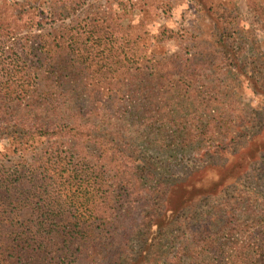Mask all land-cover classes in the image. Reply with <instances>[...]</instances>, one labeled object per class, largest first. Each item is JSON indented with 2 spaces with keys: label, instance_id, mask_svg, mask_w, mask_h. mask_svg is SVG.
<instances>
[{
  "label": "trees",
  "instance_id": "trees-1",
  "mask_svg": "<svg viewBox=\"0 0 264 264\" xmlns=\"http://www.w3.org/2000/svg\"><path fill=\"white\" fill-rule=\"evenodd\" d=\"M263 3L248 0L259 17ZM195 4L210 33L165 61L138 57L125 74L122 15L18 35L32 4L24 14L0 0V136L19 155L0 163V264H264V213L251 216L259 194L230 193L245 175L259 180L247 173L264 160V109L227 82L247 50L244 21L223 2ZM126 126L153 136L134 141ZM137 145L168 161L191 151L199 167L174 179Z\"/></svg>",
  "mask_w": 264,
  "mask_h": 264
},
{
  "label": "rangeland",
  "instance_id": "rangeland-1",
  "mask_svg": "<svg viewBox=\"0 0 264 264\" xmlns=\"http://www.w3.org/2000/svg\"><path fill=\"white\" fill-rule=\"evenodd\" d=\"M79 1L80 6H78L77 0L66 4L61 3L60 0H29L32 5H29L30 9L26 10L30 12L29 17L32 16L34 21H30L29 18L23 23V26L16 22L20 24L18 27L21 26L17 30L18 35L27 34L32 30L34 32L43 31L47 35L54 33L55 30H58L59 33L66 26H71L74 23L81 22L84 24L83 20L85 21L91 13L98 10H103L106 13L111 12L115 16L120 14L123 16L119 24L122 29L115 33V37L116 42L118 44L124 43L125 47L123 54L117 56L116 61L119 72L126 74L130 72L131 65L138 57L165 61L177 52L188 51L190 48L187 47L198 42V38H204L205 34L207 36L210 33V26H212L205 17L195 10L196 0ZM217 2H223L226 7L236 9L244 21L243 25H240L242 27L240 36L246 39L241 42L244 49L247 50L240 56V64L232 70L231 76L227 77V82L234 86L235 94L240 97L243 103H249L264 109V93L261 94L252 89L250 79L255 80V78L249 77L255 71V67L256 70L264 73V55L259 48L264 49V17H259V14L250 9L248 0H217ZM1 3L9 6L19 4V7L23 9L22 13L25 14L26 10L24 11V8L28 5V0H1ZM51 5L56 8L55 13H51L54 8H51ZM261 5L264 8V3ZM7 12L8 15L16 13L12 9ZM36 12L39 14V21L43 19L40 30L37 28ZM16 23L13 21L12 25L16 27ZM167 36H169L168 39H166ZM131 38L133 39L130 40ZM253 39L257 41L256 44H252L253 41L251 40ZM210 73L212 72L205 71L201 79L210 81L212 79V76H209ZM200 84L201 82L197 81V85ZM242 112L240 108L236 111L239 114H242ZM98 119L96 120L98 121ZM124 131L132 140H137V142L146 139L148 136H153V134H147L143 129L133 126L124 127ZM6 139L8 138L5 135L0 136V156L3 155L0 163L10 167L17 163L19 155L12 154L13 147L10 144H5ZM136 148L141 159L145 161L156 160L157 165L160 167L159 170L169 169L170 173L168 174L173 175L174 179L185 178L199 167V163L193 157L194 154L191 151L188 154L179 152L178 156H174L168 161L165 155L157 154L154 156L153 149L147 151L142 145H137ZM32 155L34 154L30 152L28 158ZM163 165H166V167H161ZM247 174H254L253 176H259L260 179L254 180L253 177L249 178L245 175L231 189L230 193L239 200V196L245 195V193L250 192L252 194V191L258 193L259 196L252 199L254 214L251 216L258 215L260 218L261 214L264 213V160L263 165H256ZM208 207L209 203L202 202L197 210L202 211L208 209Z\"/></svg>",
  "mask_w": 264,
  "mask_h": 264
}]
</instances>
